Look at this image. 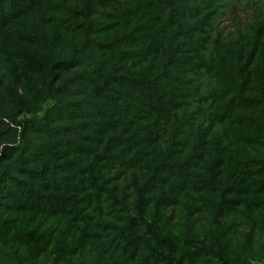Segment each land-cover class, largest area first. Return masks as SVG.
I'll list each match as a JSON object with an SVG mask.
<instances>
[{"label":"trees","instance_id":"trees-1","mask_svg":"<svg viewBox=\"0 0 264 264\" xmlns=\"http://www.w3.org/2000/svg\"><path fill=\"white\" fill-rule=\"evenodd\" d=\"M0 0V264H264V4Z\"/></svg>","mask_w":264,"mask_h":264},{"label":"rangeland","instance_id":"rangeland-1","mask_svg":"<svg viewBox=\"0 0 264 264\" xmlns=\"http://www.w3.org/2000/svg\"><path fill=\"white\" fill-rule=\"evenodd\" d=\"M264 4V0H231L215 23V28L224 33L235 27H244L252 21L253 13Z\"/></svg>","mask_w":264,"mask_h":264}]
</instances>
